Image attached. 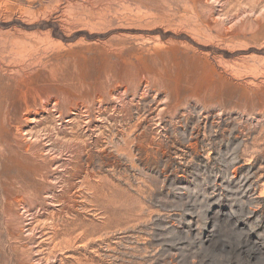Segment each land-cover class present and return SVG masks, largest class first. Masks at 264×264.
Returning <instances> with one entry per match:
<instances>
[{
  "label": "rangeland",
  "instance_id": "1",
  "mask_svg": "<svg viewBox=\"0 0 264 264\" xmlns=\"http://www.w3.org/2000/svg\"><path fill=\"white\" fill-rule=\"evenodd\" d=\"M84 260L264 264V0H0V264Z\"/></svg>",
  "mask_w": 264,
  "mask_h": 264
},
{
  "label": "bare ground",
  "instance_id": "2",
  "mask_svg": "<svg viewBox=\"0 0 264 264\" xmlns=\"http://www.w3.org/2000/svg\"><path fill=\"white\" fill-rule=\"evenodd\" d=\"M68 213V212H67ZM69 223V222H68ZM67 223V224H68ZM64 224V223H63ZM65 225V224H64ZM67 226V225H66ZM71 229L72 228H68V227H66V229L62 232V234H60L61 232L59 231V233L57 232L56 233V236L58 237L59 235H61V237H66L65 239H66V241H65V243L66 244H64V245H66V246H68V248L69 249H71V247H73L77 242H78V240H79V238L78 237H74V234H73V232L71 231ZM77 231V230H76ZM78 233V232H77ZM78 235H79V233H78ZM80 237V236H79ZM64 239V240H65ZM64 240L62 239V241L64 242ZM53 241H55V239L53 240ZM55 242H53V244H54ZM57 244V243H56ZM59 244V243H58ZM60 245V244H59ZM59 245H56V246H59ZM62 245V244H61ZM55 246V247H56ZM63 246V245H62ZM55 247H54V250H55ZM60 247V246H59ZM58 247V248H59ZM57 248V247H56ZM57 250H59V249H57ZM62 250V249H61ZM61 250H59V252L61 251ZM70 251V250H69ZM63 253V252H62ZM60 256V255H59ZM78 260H79V258H78ZM81 260V259H80ZM62 262V261H61ZM80 262V261H79ZM84 263H89V261L88 260H84ZM83 264V263H82Z\"/></svg>",
  "mask_w": 264,
  "mask_h": 264
}]
</instances>
